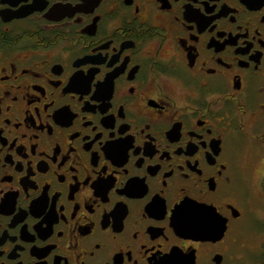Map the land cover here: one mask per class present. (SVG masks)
<instances>
[{
	"label": "flooded vegetation",
	"instance_id": "flooded-vegetation-1",
	"mask_svg": "<svg viewBox=\"0 0 264 264\" xmlns=\"http://www.w3.org/2000/svg\"><path fill=\"white\" fill-rule=\"evenodd\" d=\"M0 264H264V0H0Z\"/></svg>",
	"mask_w": 264,
	"mask_h": 264
},
{
	"label": "water",
	"instance_id": "water-1",
	"mask_svg": "<svg viewBox=\"0 0 264 264\" xmlns=\"http://www.w3.org/2000/svg\"><path fill=\"white\" fill-rule=\"evenodd\" d=\"M187 218H185V220H186ZM184 226H181L180 224H179V226H178V228H181V229H179V230H181V232H188V233H190V232H194V233H197V231L198 232H200L198 229H196V228H190V229H188L187 227H190V226H188L186 223L185 224H183Z\"/></svg>",
	"mask_w": 264,
	"mask_h": 264
},
{
	"label": "rangeland",
	"instance_id": "rangeland-1",
	"mask_svg": "<svg viewBox=\"0 0 264 264\" xmlns=\"http://www.w3.org/2000/svg\"><path fill=\"white\" fill-rule=\"evenodd\" d=\"M243 239L246 240L247 243H251V234L250 233H247L245 234V237H243Z\"/></svg>",
	"mask_w": 264,
	"mask_h": 264
}]
</instances>
